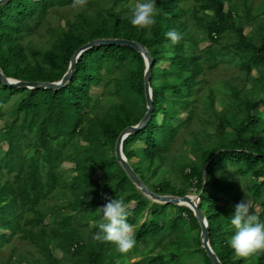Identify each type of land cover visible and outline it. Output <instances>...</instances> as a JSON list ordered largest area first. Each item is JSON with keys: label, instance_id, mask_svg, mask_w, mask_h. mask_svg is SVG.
Wrapping results in <instances>:
<instances>
[{"label": "trees", "instance_id": "trees-1", "mask_svg": "<svg viewBox=\"0 0 264 264\" xmlns=\"http://www.w3.org/2000/svg\"><path fill=\"white\" fill-rule=\"evenodd\" d=\"M188 1L156 0L155 25L140 30L130 23L129 6L137 0H87L66 16L58 9L73 0H7L0 5V68L8 77L57 81L90 40L142 43L153 61V110L147 124L124 139V155L155 193L202 189L200 210L223 264H264V252L238 259L226 243L239 202L258 204L264 222V32L251 21L236 22L225 0ZM173 29L182 34L176 45L165 35ZM202 41L210 43L200 48ZM219 63L239 73L210 84L207 70ZM144 68L134 49L98 45L79 56L60 89L0 81V143L7 144L0 155V251L14 237L31 246L0 264H187L194 258L211 264L192 210L151 201L114 155L120 131L145 113ZM95 86L102 92L92 93ZM181 129L192 135L182 144H191L192 158L184 147L180 154L173 149ZM65 161L73 166L64 167ZM114 198L128 205L134 230L135 246L126 254L92 239L101 222L97 209Z\"/></svg>", "mask_w": 264, "mask_h": 264}, {"label": "clouds", "instance_id": "clouds-1", "mask_svg": "<svg viewBox=\"0 0 264 264\" xmlns=\"http://www.w3.org/2000/svg\"><path fill=\"white\" fill-rule=\"evenodd\" d=\"M87 0H73V7H84ZM130 23L134 28L150 29L155 25L158 15L156 0H137L129 6ZM166 37L173 45L182 39V34L175 29L168 31ZM101 222L97 225L92 239L100 243H110L118 253L126 254L135 246L133 226L128 223L129 208L124 199H108L97 209ZM230 225L234 234L227 240V245L238 259H248L253 254L264 252V222L253 211L249 200L235 205L231 214Z\"/></svg>", "mask_w": 264, "mask_h": 264}, {"label": "water", "instance_id": "water-1", "mask_svg": "<svg viewBox=\"0 0 264 264\" xmlns=\"http://www.w3.org/2000/svg\"><path fill=\"white\" fill-rule=\"evenodd\" d=\"M7 0H0V5ZM98 45H124L134 49L139 52L144 61V75H143V85H144V95L146 101V110L141 119L134 125H129L122 129L118 134L115 144H114V155L130 179L134 186L147 198L151 201L158 203H171L175 205H184L192 210L195 218L197 219L200 226V243L201 247L207 254L211 264H223L213 248L210 245L209 241V227L206 217L203 215L200 210V195L202 189L196 195L184 194L182 196L172 195V194H158L150 190L138 174L134 171L130 162L127 160L126 156L123 153V141L131 133L137 132L142 129L150 119L153 110V101H152V91L150 86V79L152 75V58L147 50V48L140 43L139 41L126 38H97L90 40L83 45L79 46L73 53L70 58L69 65L62 77L57 81H26L22 79H17L13 77L6 76L2 69L0 68V81L3 85L14 88H27V89H52L57 90L62 88L68 81L71 80L74 73L77 61L79 56L87 49L98 46ZM205 170V168H204Z\"/></svg>", "mask_w": 264, "mask_h": 264}, {"label": "rangeland", "instance_id": "rangeland-1", "mask_svg": "<svg viewBox=\"0 0 264 264\" xmlns=\"http://www.w3.org/2000/svg\"><path fill=\"white\" fill-rule=\"evenodd\" d=\"M193 3L192 0L188 1L187 4H191ZM225 9L228 7L230 8L233 12H234V16H235V21L236 22H241L242 24L250 22L257 27L258 33H263L264 30H260V24L264 23L263 20V14H264V0H225ZM78 7H73L72 6H66L63 8L58 9L62 10V13L66 16V15H71L73 14L74 10H77ZM57 11V12H58ZM207 13H211V11H206ZM61 21V20H60ZM62 22V21H61ZM244 29V33H248L251 29V25L250 24H246L243 27ZM209 41H202L199 44L200 48H204L207 45H209ZM162 65L167 66L168 63H161ZM239 73V69L236 68L235 66H230L228 68H225L224 63H219L218 66H216L215 68H213L212 70H207V77H208V82L211 83H215L218 82L220 79H229V77L231 75H236ZM255 71H253V75H255ZM240 78L238 79V81H235L236 84L241 83L242 82V75L239 76ZM234 83V82H233ZM247 86L249 85L248 83L246 84ZM102 87L101 86H95L92 88L91 92L92 93H101L102 92ZM13 102V101H12ZM216 108H220L219 105L217 103H215ZM261 108H264L261 106ZM187 113L186 112H181L180 116L182 117H186ZM160 119V117H159ZM3 126V122L0 120V127ZM176 142L173 144V149L174 147H178V154L181 153V148L184 147V149L186 150V153L188 154V156L190 158L191 154H190V145H184L182 147V144L186 141V140H190L192 139V135L188 134L186 132L185 129H181L178 132V137H176ZM137 145H141L140 143H138ZM7 144L6 142H1L0 143V148L2 149L0 151V155L3 154V152L6 150ZM132 161H136L135 158L132 159ZM63 166L68 168V167H72L73 164L71 162H63ZM99 175V172H97L95 174V177H97ZM187 194L190 195H196V193L194 192L193 189H190L189 192ZM251 202L250 199H247ZM133 204L131 203L130 206H132ZM253 205V210L258 213L260 211V207L258 204H252ZM31 248V246H29L25 241L18 239L17 237H14L9 243H7L0 251V259L1 260H5L7 259L9 256H12L13 258L16 257V253L17 252H22L26 249ZM143 247L140 246L139 251L137 254L135 255H131V259L132 261L139 259V252L141 251ZM56 256H61V252L56 250L54 251ZM197 259H191L187 261V264H195ZM25 264V263H22Z\"/></svg>", "mask_w": 264, "mask_h": 264}]
</instances>
